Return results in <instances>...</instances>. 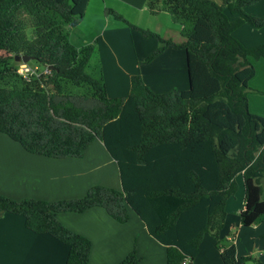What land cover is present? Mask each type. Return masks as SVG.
Wrapping results in <instances>:
<instances>
[{
	"label": "trees",
	"instance_id": "16d2710c",
	"mask_svg": "<svg viewBox=\"0 0 264 264\" xmlns=\"http://www.w3.org/2000/svg\"><path fill=\"white\" fill-rule=\"evenodd\" d=\"M161 1L183 25L182 38L141 29L160 42L147 60L170 46L187 49L191 86L156 92L134 74L130 93L113 97L103 79L86 70L94 45L76 46L64 29L83 18L90 0H0V132L29 152L55 158L81 157L99 138L121 172L122 189L96 184L80 197L14 199L0 193V215H21L30 230L69 246L65 264H89L92 241L61 222L59 212L101 206L126 222L132 207L166 245V264H193L204 233L219 237L240 173L242 224L264 218V115L249 107L253 61L264 59V42L246 46L234 34L246 22L264 27V15L246 9L259 0ZM157 2L149 0V7ZM17 54L31 55L49 70L25 76ZM222 247L224 264L254 260L239 254L235 241ZM139 262L132 250L103 264Z\"/></svg>",
	"mask_w": 264,
	"mask_h": 264
},
{
	"label": "crops",
	"instance_id": "0c3cea01",
	"mask_svg": "<svg viewBox=\"0 0 264 264\" xmlns=\"http://www.w3.org/2000/svg\"><path fill=\"white\" fill-rule=\"evenodd\" d=\"M157 3V8L152 10L149 7V0H90L85 17L89 14L94 15L102 27L97 28L98 30L96 27L92 28L94 35L92 34L91 38L76 35V42H73V31L77 27H74L70 34L67 32L76 46L94 45L92 57L96 55L99 60L102 75L100 78L105 82L110 96H127L131 90V77L134 74H140L156 92H166L173 88L180 90L190 88L187 49L170 46L148 61L147 57L160 45L158 39L154 36L145 37L141 30H138L142 28L138 24L134 25L135 29L123 27L111 16L116 8L121 6L132 14H140L148 6L152 10L150 14L153 18L162 21L159 23L162 27L161 30L146 29L167 38L181 39L183 25L174 20L173 14L164 8L161 0ZM246 9L251 14L264 15V0H259ZM94 10L95 14H93ZM228 14L231 19L237 17L235 14ZM149 21L151 22L152 18ZM249 24L253 26L246 22L234 31L237 38L246 46L263 42L264 27L255 29ZM178 32L181 33L180 38L176 37ZM121 33L129 35V39L123 41ZM253 62L257 73L250 81L253 91L249 94V107L252 112L263 114L264 97L255 96L254 93L264 94V90L260 86H252L251 82L259 83L264 87V59ZM88 65H91V61ZM236 180L239 191L237 190L236 194L227 199V214L219 237L217 238L211 231L204 233L200 251L194 258L193 264H224L221 257L222 246L231 244L234 241L233 237H236L235 244L239 254L253 256L242 248L240 236L243 235L239 234L237 240L238 233L235 236L228 226L229 224L236 226V222L232 221V213L240 209L239 213L237 212L238 219L240 218L239 225L240 228L244 227L240 214L245 202L243 174H238ZM96 184L118 189L123 187L119 164L101 139L95 138L81 157L55 158L29 152L21 143L0 132L1 194L14 199L32 197L57 200L83 196ZM242 188H244V196L241 200ZM57 217L72 230L91 239L89 264L117 263L132 250H136L140 257L139 264L167 262L166 245L149 232L146 222L132 207H129V219L126 222L117 221L101 206H94L81 212H59ZM68 252L69 246L53 235L30 230L23 216L12 213L0 215V264H65ZM261 255L264 253L261 252ZM258 259L264 262L261 258L254 257V260Z\"/></svg>",
	"mask_w": 264,
	"mask_h": 264
},
{
	"label": "rangeland",
	"instance_id": "374dc122",
	"mask_svg": "<svg viewBox=\"0 0 264 264\" xmlns=\"http://www.w3.org/2000/svg\"><path fill=\"white\" fill-rule=\"evenodd\" d=\"M94 1H96V0H94ZM216 1L219 3H223V0H216ZM150 11H152V10H150V8L147 6V9L143 10V12H141L140 14H132V13H130V11H128L127 9H124L121 6L119 8H116V12L119 13L122 16V18H118V17L116 18L115 14H111V16H113L112 19L118 20V23H120L121 26L130 28V29H135L134 25L138 24V26H141L143 29H146V28L153 29L154 28L156 30H161L162 26L159 23H161L162 21H156L153 18V16L150 14ZM93 14H95V10L93 11ZM84 17H85V14H84L83 18L74 26L67 24V23L64 24V29L66 32H69V34L71 33L70 31L72 29H75L77 27L73 31V34H74L73 42H76V35H82V36L85 35V36H88L87 38H91L94 35L93 34L94 31L92 28L96 27V29L97 28L99 29V27L100 28L102 27L101 23H99L98 18L95 17L94 15L89 14L85 18ZM150 18H152L151 22L149 21ZM159 19L160 18H158V20ZM251 27H253V26H251ZM142 28H138V30H141ZM260 28H263V27H260ZM260 28L255 27V29H260ZM147 30H149V29H147ZM89 34H91V35H89ZM121 34H122L121 36L123 37V41L129 39V37H128L129 35H127L126 33H121ZM180 35H181V33L178 32L176 37L180 38ZM147 37H149V36H147ZM181 38H182V36H181ZM263 42H261V43H263ZM258 44H260V43H258ZM255 45H257V44H255ZM90 61H91V65L87 66V69H86L87 72L96 78H100L102 76L101 70H100V63H99V60L97 59L96 55H94ZM26 63L29 67H32L34 69V71L36 70L38 73H39V71H42V70H47V71L49 70L46 66H45L46 67L45 68V67H43V65L38 64L37 62H35L32 59ZM21 64L22 63L18 64V66H20ZM34 71L32 73L27 74V75L33 74ZM251 84H252V86H258V87L260 86L264 90V87L262 85H260L259 83H253V81H252ZM72 89L75 90L76 92L79 91L78 88H72ZM251 91H253V90L250 89L249 94L251 93ZM254 95L255 96L261 95L264 97V94H262V93H260V94L254 93ZM253 104H254V101H253ZM260 115H264V113L260 114ZM262 186H263L262 196L264 198V177L262 179ZM243 196H244V188H242L241 200L243 199ZM235 197H236V195H235ZM233 199H234V196H233ZM242 205H243V203H242ZM239 210H237L236 212L233 211V213H232L233 214L232 221L236 222V226L234 227L232 224H229L228 226H229V228L232 229V233L235 236H236V233H238L237 240L239 239V234L243 235V236H240V241H241L242 248L244 250H248V252H250L249 254H253V256L256 259L261 258L262 260H264V255H261V252L264 253V218L262 217L261 219H259L258 221H256L254 224H252L250 226H244L243 228H240V225H239L240 224V218L238 219L239 216L237 214V212L239 213ZM234 216H236V217H234ZM239 229H240V231H239ZM247 264H255V260H249L247 262Z\"/></svg>",
	"mask_w": 264,
	"mask_h": 264
},
{
	"label": "built area",
	"instance_id": "2783aa9c",
	"mask_svg": "<svg viewBox=\"0 0 264 264\" xmlns=\"http://www.w3.org/2000/svg\"><path fill=\"white\" fill-rule=\"evenodd\" d=\"M18 71H19L21 74H23V75L26 76L27 74L32 73V72L34 71V69H33L32 67H29V66L27 65L26 62H23V63L19 66ZM233 240L235 241V240H236V237H233Z\"/></svg>",
	"mask_w": 264,
	"mask_h": 264
},
{
	"label": "water",
	"instance_id": "95a60500",
	"mask_svg": "<svg viewBox=\"0 0 264 264\" xmlns=\"http://www.w3.org/2000/svg\"><path fill=\"white\" fill-rule=\"evenodd\" d=\"M15 59H16L17 61L28 62L29 60L33 59V56H31V55H27V54H17V55L15 56ZM50 66H52V65H50Z\"/></svg>",
	"mask_w": 264,
	"mask_h": 264
}]
</instances>
